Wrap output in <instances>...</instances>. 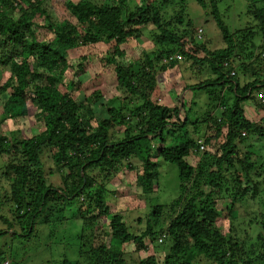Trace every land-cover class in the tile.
Segmentation results:
<instances>
[{"label":"trees","instance_id":"trees-1","mask_svg":"<svg viewBox=\"0 0 264 264\" xmlns=\"http://www.w3.org/2000/svg\"><path fill=\"white\" fill-rule=\"evenodd\" d=\"M48 1L55 0H0V75L8 76L4 83L0 79V157L7 158L0 179L9 186L0 187V221L8 225L0 239L13 231L15 238L31 241L37 225L58 224L77 203L79 259L63 264H264V200L263 233L247 242L232 228L223 233L218 209V201L230 198L233 224L238 208L264 191V155L250 150L251 139L264 144V116L251 121L243 108L252 102L264 112V3L247 0L255 28L232 31L220 7L227 0H197L224 41V47L210 49V41L196 38L194 18L185 21L184 0H68L63 20L52 17ZM175 4L180 10L168 17ZM147 29L153 30V49L137 63H119L123 46ZM101 43L108 47L102 66L113 68L124 97L107 99L101 105L105 116L98 119L91 102H101L102 92L88 95L96 76L89 84L80 80L93 57L74 66L69 56ZM176 68L185 87L175 97L178 104L168 107L155 96L158 76ZM194 90L218 103L191 121L195 110L187 107L197 102L183 94ZM73 91L85 100L77 101ZM29 118L43 124L30 138L19 129L2 130L6 122ZM204 125L210 134L201 131ZM245 143L250 145L243 152ZM157 159L178 168L179 196L154 206L146 230L133 233L122 214L111 213L105 184L134 160L136 187L148 197L160 178ZM56 174L59 187L51 182ZM59 215L60 221H51ZM100 230L104 239L97 237ZM150 241L164 252L161 260L159 252L126 258L123 245L148 253Z\"/></svg>","mask_w":264,"mask_h":264},{"label":"rangeland","instance_id":"rangeland-1","mask_svg":"<svg viewBox=\"0 0 264 264\" xmlns=\"http://www.w3.org/2000/svg\"><path fill=\"white\" fill-rule=\"evenodd\" d=\"M130 1L131 0H129V2ZM158 1L161 3L163 0ZM254 1L259 3V5L264 3V0ZM67 2L68 0H55L54 2L48 1L45 7L54 19L60 18L63 20L65 17L69 16L64 6ZM184 2L187 5V19L185 21L187 22L188 18H194L195 27H199L197 28L199 36L196 35V38L203 36L202 38H204V40L210 41V49L224 47V41L222 40L220 31L215 22L212 18H208L198 5L197 0H184ZM248 5L249 3L247 0H227L221 4L220 7L224 14L223 16L232 31L251 27L253 29L255 28L252 23L253 20L247 14ZM130 6H135V3L132 2ZM179 10L180 8L176 4L170 6L167 9L168 17L175 16V12ZM195 34L196 33H194V35ZM204 34L206 37H204ZM152 38L153 30H145L141 38L138 40H132L123 46L125 57L123 59L119 58L118 62L127 66L131 63H137V61H140L141 59L143 60L145 52L149 53L153 49ZM256 43L260 44L261 39L258 38ZM107 50L108 47L101 43L90 47H80L69 56V59L74 66H79L82 63V59L86 56L93 57L92 62L89 64L87 74L82 76L80 80L82 83L89 84L92 80V76H96L95 86L91 87L89 84L90 90L88 95H92L94 91L98 90L102 92L104 98H102L103 100L101 102H97L96 105L91 102L94 108L93 110L98 114V119H102L105 116V111L101 109V105H103V103L105 104L107 99L116 96L120 99H123L124 97L123 93L117 91L113 68H104L102 66L104 63H101L100 58L106 57ZM179 72H181L180 69L176 68L173 71L164 72L158 76V85L155 91V96L159 99V102L165 106L173 107L175 103L178 104L174 101L175 97L179 94L181 89L183 90L185 87ZM190 75L192 74L190 73L189 76ZM7 78V75L5 77L0 75L2 83H4ZM189 79L190 78H188V81H190V83L195 82V78L191 80ZM72 94L75 95L79 102L85 100L83 93L73 91ZM214 94L215 96L216 94L219 95V92L214 91ZM183 95H185L186 100L189 99L190 102L195 100L197 102H193L196 106H193L194 104L192 103L187 107L188 110L190 107H193V110H195V115L191 117V121H195L197 118H202V115L205 112H209L211 109L214 110V107H216L215 105L218 103L217 101L211 100L204 90L188 91ZM243 108L245 116L251 121L258 122L264 116V112H261L252 102L245 103ZM1 114L2 108L0 107V115ZM217 114H219V112H217ZM42 126L43 124L36 123L34 118H29L16 121L15 123L6 122L5 125H3L2 130L9 133L12 130L15 131L19 129L25 137L30 138L33 135L38 134L41 131ZM201 131L204 134H210L206 125L201 127ZM250 144L254 145L250 149L251 152H259V154L264 155V144L259 142L257 137L251 139ZM250 144L245 143L241 146V150L246 152L248 150L247 147ZM210 149L213 150V152L217 151V147ZM6 160L7 158L0 157V168L6 163ZM157 163L160 172L158 186L155 189V193L148 197L144 196L141 189L136 187L137 169L135 168L138 163L134 160L130 161V165L132 164L135 168H130V165L121 167L119 172L114 173L105 184L106 197L108 198L107 204L111 209V213L122 214L133 233L141 234L146 230L147 221L154 206L170 203L179 196L180 181L178 177V168L175 165L165 163L159 159H157ZM50 165L53 166L48 163V167ZM98 173L99 170H96L93 174L96 176ZM50 177L52 184L59 187L61 184L59 175L56 174ZM99 181L101 182V179H99ZM3 182L4 180L1 178L0 187L9 189V186ZM0 192L5 193L3 190H0ZM263 200L264 191H261L255 200L249 199L243 203V205L238 208L239 211L235 215L236 219L233 224L230 223L227 211V207L229 204L231 205V199L226 198L218 201V209L221 214L219 225H221V227L223 226V233L228 235L230 233V228H232L234 229L233 234L238 233L240 240L246 242L249 241V238L254 240L257 234L263 230L260 223L261 212L263 211ZM77 205V203L73 204L70 212L66 210L64 220L60 221L62 218L60 215L57 216V219H51V221H60L58 224L37 225L36 230L38 235L36 234L31 241L15 238L12 233L13 231L9 234L3 235L0 239V264H5V261H9L10 264H63L65 260L77 261L79 259L78 252L80 248L78 237L81 233L82 224L79 218L73 216L74 208ZM109 219L110 218L100 220V227H106ZM38 221L40 223L43 222L42 219ZM7 226L6 223L0 221V230H6ZM104 235V231L100 230L97 232L98 238L104 239ZM99 242L100 241L98 240L96 244H100ZM147 242L149 243V240H147ZM122 248L128 254L126 258L131 262L136 259L138 260L147 254L154 253L158 256L159 252L156 251L157 246H152V243L150 246V252L148 253L136 252V248L133 244L123 245ZM159 254L158 257L161 260L164 257V252L160 251ZM4 257L5 260L3 259Z\"/></svg>","mask_w":264,"mask_h":264},{"label":"built area","instance_id":"built-area-1","mask_svg":"<svg viewBox=\"0 0 264 264\" xmlns=\"http://www.w3.org/2000/svg\"><path fill=\"white\" fill-rule=\"evenodd\" d=\"M243 135H245V134H243ZM202 149H204V147H202ZM5 264H9V263L7 262V263H5Z\"/></svg>","mask_w":264,"mask_h":264}]
</instances>
